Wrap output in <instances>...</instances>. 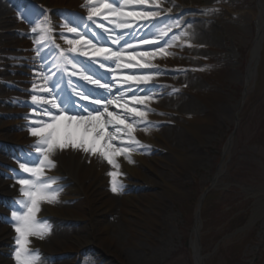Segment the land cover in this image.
<instances>
[{
  "label": "rangeland",
  "instance_id": "obj_1",
  "mask_svg": "<svg viewBox=\"0 0 264 264\" xmlns=\"http://www.w3.org/2000/svg\"><path fill=\"white\" fill-rule=\"evenodd\" d=\"M3 2L5 7L1 19L9 18L12 21L0 32V108L12 109L15 104L11 103V99V102L8 101L6 91L17 94L18 103H28L24 97L27 93L24 88L27 87L20 89L16 85L32 84L29 72L34 69L24 57L28 52L15 45V39L32 38L29 35L30 25L22 22L20 5L32 6L45 13L48 1ZM172 5L176 7H171ZM163 8L165 11L170 8L177 10L171 12L170 16L161 12V17L168 23H175L177 19L181 21L186 17L206 23L205 38L197 30L187 29L191 39L182 40V43L190 42L195 47L183 51L175 49L178 64L171 63L167 67H161L160 78L153 82L160 86V92L163 93L160 97L162 107L156 110L158 107L154 106L155 112L163 114L157 119L163 137L177 144L182 136H187L193 141L195 152L181 160L169 147L158 149L163 156L155 162L157 167L154 173L148 175L156 185H133L131 192L136 197L134 199L122 200L120 196L113 195L109 191L107 180L87 193L78 185L75 177L63 176L77 187L76 192L89 205L80 206L77 215H70L73 222L60 226L59 232L55 217L49 218L52 221L51 232L58 233L53 238L50 235L44 241H36L32 247L39 254L41 264H195L191 240L197 225L196 210L201 195L213 182L215 186L208 190L201 212L202 251L211 253L205 258V264H264V214L250 229L238 234H232L233 228L229 222L239 214V210L250 204L248 212H251L254 207L252 203L257 199L254 198V202L243 200L258 193L260 186L264 185V50L256 65L255 76L249 83V92L244 103L242 102L257 33V0H215L214 3L206 0H169ZM210 9L216 11L203 14ZM51 12L55 17L53 26L58 31L61 30L59 20L66 14H73L67 8H51ZM77 15L83 17L86 13ZM39 19H44V16L41 15ZM23 30L25 32L22 33ZM123 34L128 35L127 32ZM177 34V31L171 33ZM133 38L139 43L144 36L140 33H136L135 37L129 35V39ZM13 51L18 54L17 60L26 62L13 71L15 86L5 81L7 58ZM203 65L210 67V71H192ZM177 69L180 71H174ZM110 75L103 73V76ZM190 86L202 90L208 88L214 92V96L201 97L191 92ZM175 89L180 91L174 93ZM100 91L102 90H94V93ZM187 102L190 105L188 108L202 110L209 119L208 123H200V130L187 126V118L177 112ZM242 104L244 106L239 114V125L232 146L226 156L227 160H222L224 146L236 123V111ZM8 112L9 110L0 112V142L7 135L17 132L5 124L10 118ZM9 140L11 142L4 144L5 148L0 145V151L6 158L0 161V224L12 229L5 218L11 219L10 213L16 195L12 191L16 189V185L6 181L4 184L2 180L11 178L15 181L17 175L7 174L9 171L14 174L17 172L11 170L10 166L12 167L11 161L19 155L21 149L15 136H10ZM169 180H172L173 186L166 183ZM147 193L150 196H145ZM258 196L263 197V192L260 191ZM104 201L107 204L113 201L115 203L106 214L98 211L100 202ZM62 203L74 205L67 201ZM122 208H125L126 213L122 212ZM153 208L154 217L151 216ZM72 235L86 239L89 248L79 252H62L61 244H56L55 240L59 237L65 242ZM110 235L116 237V242L108 239ZM0 240H3L1 236ZM2 244L0 264H15L11 258L16 247L15 236L11 235L9 241Z\"/></svg>",
  "mask_w": 264,
  "mask_h": 264
},
{
  "label": "snow or ice",
  "instance_id": "obj_2",
  "mask_svg": "<svg viewBox=\"0 0 264 264\" xmlns=\"http://www.w3.org/2000/svg\"><path fill=\"white\" fill-rule=\"evenodd\" d=\"M168 2L83 0L80 8L86 15L62 17L60 44L52 39L46 12L20 5L22 22L31 27L29 35L38 70L32 73L35 79L28 89L32 93L28 103L33 108L26 118V130L33 139L32 151L19 162V171L24 175L15 178L22 199L15 201L11 219L5 218L16 233L11 257L15 264H41L31 241H44L51 235L49 225L38 214L42 206L60 203L63 189L47 175L55 168L53 157L57 153L79 152L89 160L95 158L106 164L111 169L106 173L109 191L115 196L124 190L120 162L133 165V156L149 154L144 151L148 146L137 135L150 136L158 130L149 117L163 115L152 108L163 95L160 86L153 83L162 72L156 61L174 58L172 49L195 47L190 42L182 43L191 37L179 19L168 23L161 17V12L171 14V9L163 8ZM212 11L216 9L203 14ZM181 28L185 31L179 32ZM173 31L178 34L171 35ZM136 33L144 36L142 42L129 39ZM179 91L175 89L174 93Z\"/></svg>",
  "mask_w": 264,
  "mask_h": 264
},
{
  "label": "bare ground",
  "instance_id": "obj_3",
  "mask_svg": "<svg viewBox=\"0 0 264 264\" xmlns=\"http://www.w3.org/2000/svg\"><path fill=\"white\" fill-rule=\"evenodd\" d=\"M48 5L47 8L45 9V12L47 14V18L51 21V26H52V39L60 44V36L59 33L61 30H57L55 26H53V23L55 24V21L53 20L55 17L52 16L51 8L52 9H62V8H67L70 13L75 14L84 12L81 10L80 5L83 2V0H47ZM208 3H214L215 0H206ZM5 7V4L3 0H0V32H2L5 28V25L10 23L12 21L11 19H1V14L2 11ZM171 12L177 11L174 8H170ZM259 12L256 14L257 17V26L258 28L263 29L264 27V11L261 6V4L258 5ZM169 10V9H168ZM183 25L185 24L186 29H195L198 32H200L202 37H206L205 31H207V28H205L206 23L201 21H197L195 18H190L188 17L182 19L180 21ZM59 23L61 21L59 20ZM183 30H179V32H183ZM25 32V30L22 31V33ZM15 45L16 48H24L28 54H26L27 60L26 62L28 65H31L34 67V69L30 70V74L34 71L38 70V66L36 61L34 60L35 53L32 51L34 45H33V40L32 38H18L17 40L15 39ZM159 47V46H157ZM171 51V50H170ZM174 52V58H169L167 60H162V61H156L158 64L159 68L161 67H167L171 63H176L178 64V55L176 50H172ZM18 54L13 51V54L7 58L8 59V67L6 68L7 71V77L5 79L6 82H8L10 85L15 86L14 82L15 79H13L14 74L13 71L15 72L19 68L20 63H26L25 61L17 60ZM254 58V57H253ZM254 61V59H253ZM251 61V62H253ZM1 63V60H0ZM175 64V66H176ZM168 69H172L168 67ZM200 69H205L204 73L210 71V67L207 65H203ZM1 71V69H0ZM253 70L251 69V64L248 67V75L250 77H253ZM32 78V79H31ZM30 79L33 80L35 79L32 75ZM14 81V82H13ZM31 82V83H32ZM17 86V85H16ZM32 86V84L28 83L26 85L27 88H24L27 93H25V98L27 100H30V97L32 93L28 91V89ZM21 87L22 86H17ZM191 89H189L191 92H194L201 97L204 98H211L214 96V92L208 88H203L198 89L197 87L190 86ZM17 94H14L12 91H6V98L8 99L9 102L14 103V108L12 109H1L0 112L3 113V111L6 112V110H9L8 115L10 116L9 120L6 121L5 124L11 129L16 130L17 132L14 135H7L5 138L6 141L10 139V136H15V140H17L18 143H21L23 146H25V150L20 152V154L17 156L16 160L13 161L15 165V169H19V162L22 161L25 156L32 151L31 145L33 143V139L28 136L27 133V119L28 118V113L29 111L33 108V106L29 103L23 104V103H18V98L16 97ZM112 95H115L113 93ZM134 96L135 93H132ZM18 96V95H17ZM11 99V101H10ZM189 102L184 104L182 108H179V111L181 115H184L187 118L186 125L189 126L190 128L200 130V123L202 122H209V119H207V116L205 113L203 114V111L201 110H196V108H188ZM161 108V104H155L152 105V108L154 110V106ZM173 112V111H171ZM158 113V112H157ZM179 114V113H177ZM158 117L159 115H152L149 117L152 125L156 126L158 128ZM137 138L144 143L145 145L148 146L147 149L144 151H147L149 154L147 155H135L133 156V165H128L126 162L121 161V172L124 174V179L121 181L124 185V190L123 194L120 195V198L122 200L126 199H134L136 198L134 194L132 195L131 192V187L133 185H147L148 187H154L156 183H154V179L148 175L154 173L156 170V163L158 158L162 157L163 155L161 152L158 151V149H161L162 147H169L171 150H173L175 153H177L178 157L181 160H184L187 156H190L195 152V145L193 141L187 137V136H182L180 138L179 143L172 142L171 140H167L166 138L163 137V133L158 130H155L152 132L150 136L143 135L142 133H138ZM5 158L0 154V160H4ZM54 163H55V168L51 171L48 172L47 175L55 178L58 181V184L56 185L57 187H60L63 189L59 196V201L60 203L55 204V205H44L41 208L40 213L38 214V218L42 219L47 222V224L51 225L52 221L49 219L51 217H55L56 220V225L58 232L61 230L59 229L60 226L65 224H70L73 222V218L70 217V215H77V212L79 210V207H88L89 204H87L84 200L80 198V194L76 192L77 187L75 185H72L71 182L67 179L64 178L63 176L65 175H71V177H75V179L78 181V185L81 186L87 193L91 191L92 189H97L103 182L106 180L109 181V177H107L106 173L110 171L111 169L106 165V164H101L98 163L95 158L89 160L87 157L82 156L79 152L73 153L71 151H66V152H61L57 153L53 157ZM178 166V165H176ZM181 169V167H179ZM152 172V173H151ZM150 173V174H149ZM7 175H24L23 173L21 174L20 172H16L15 174L12 172H8ZM159 175V174H158ZM137 179H140V181H137ZM3 183H11L16 185V189L12 191L16 193L14 200L22 199L19 195V185L13 181V179L9 178V180H2ZM6 181V182H5ZM168 185L173 186L172 180H169L166 182ZM9 194V193H6ZM145 196H150L149 193H147ZM64 201L70 202L71 204H74L73 206L71 205H66L65 203H62ZM264 204V196L262 199H259L258 205L254 210L255 215L259 212L260 208ZM112 206H115L114 201L111 202L110 204H107L105 201L100 202L98 206V211L101 212L102 214H106L107 212L112 210ZM122 212L126 213L125 208H122ZM67 213V215H66ZM141 214H144L143 211H140ZM12 215V211L10 213ZM151 216L154 217V208L153 212H151ZM79 217V216H78ZM255 217V216H254ZM108 227V225H107ZM57 231H52L51 232V238H53ZM16 236V233L10 229V227L6 225H1L0 224V236L2 237V241L0 240V246L3 245V242L9 241L10 237ZM111 242H116V237L111 236L108 238ZM39 240L32 239L31 241V247L35 246V242ZM56 244H61V251L62 252H71V251H76L79 252L80 250H87L89 248V242L86 239L81 238V236L78 235H72L69 240L63 242L60 240L58 237V240H55ZM1 250V248H0ZM48 253V252H47ZM48 255L53 256V254L48 253ZM9 262V261H8Z\"/></svg>",
  "mask_w": 264,
  "mask_h": 264
},
{
  "label": "water",
  "instance_id": "obj_4",
  "mask_svg": "<svg viewBox=\"0 0 264 264\" xmlns=\"http://www.w3.org/2000/svg\"><path fill=\"white\" fill-rule=\"evenodd\" d=\"M261 41H262V29L259 28L258 32H257L256 39H255L254 48H253V54H255V63H257L258 58L260 56ZM254 68L255 67H253L252 70H254ZM247 77H248V79H250V76H247ZM245 94H246V89H245ZM200 205H201V203H200ZM197 214H198L197 216L199 219V212ZM253 221L254 220L251 218L248 222L247 227L251 226L253 224ZM244 228H246V227H244ZM195 233H196V239H195V241L192 242V247L194 249L195 262H196V264H204V257L205 256H203L201 254L198 228H195Z\"/></svg>",
  "mask_w": 264,
  "mask_h": 264
},
{
  "label": "trees",
  "instance_id": "obj_5",
  "mask_svg": "<svg viewBox=\"0 0 264 264\" xmlns=\"http://www.w3.org/2000/svg\"><path fill=\"white\" fill-rule=\"evenodd\" d=\"M246 219H247V214L245 213H242L239 216H236L233 219H231V221L229 222L232 224V228H233L232 231L237 227L242 226L245 223Z\"/></svg>",
  "mask_w": 264,
  "mask_h": 264
}]
</instances>
